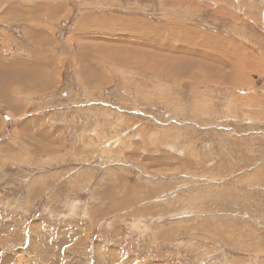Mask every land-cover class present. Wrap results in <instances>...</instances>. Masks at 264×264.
Returning <instances> with one entry per match:
<instances>
[{
	"label": "rangeland",
	"instance_id": "obj_1",
	"mask_svg": "<svg viewBox=\"0 0 264 264\" xmlns=\"http://www.w3.org/2000/svg\"><path fill=\"white\" fill-rule=\"evenodd\" d=\"M0 264H264V0H0Z\"/></svg>",
	"mask_w": 264,
	"mask_h": 264
},
{
	"label": "bare ground",
	"instance_id": "obj_2",
	"mask_svg": "<svg viewBox=\"0 0 264 264\" xmlns=\"http://www.w3.org/2000/svg\"><path fill=\"white\" fill-rule=\"evenodd\" d=\"M191 69V68H190Z\"/></svg>",
	"mask_w": 264,
	"mask_h": 264
}]
</instances>
